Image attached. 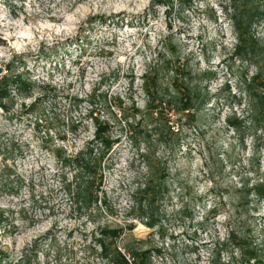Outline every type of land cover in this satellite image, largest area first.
Listing matches in <instances>:
<instances>
[{"label":"rangeland","instance_id":"rangeland-1","mask_svg":"<svg viewBox=\"0 0 264 264\" xmlns=\"http://www.w3.org/2000/svg\"><path fill=\"white\" fill-rule=\"evenodd\" d=\"M0 66V264L264 261V0H0ZM98 130L90 196L59 154Z\"/></svg>","mask_w":264,"mask_h":264},{"label":"trees","instance_id":"trees-1","mask_svg":"<svg viewBox=\"0 0 264 264\" xmlns=\"http://www.w3.org/2000/svg\"><path fill=\"white\" fill-rule=\"evenodd\" d=\"M238 14L241 15L240 11H238ZM238 14L234 16V24L236 25V27L239 29V39L240 41H242L243 38V32L241 31V26H240V20L238 17ZM253 19H255V16L253 17ZM241 45H238V49L241 48ZM255 79H261L260 75H256ZM179 80L176 79L174 82L176 84V87L179 86ZM264 81V80H263ZM180 90L182 91L183 94V98L181 99V101L179 102V107H176L177 110H179L180 112L186 114L187 116H192L191 113V108H192V97L191 94L188 91L187 87H180ZM149 92V91H148ZM264 96V95H263ZM4 97V96H2ZM262 98V97H261ZM150 100L153 103H157L159 109L156 110V114L158 115H162L163 118L165 119L166 124H169V120L168 117H166L165 115V106L171 107L172 103H164L161 102L159 100V98L157 97V95L151 93L150 94ZM261 102V103H260ZM257 105H254V107H258L263 109L264 108V97L263 100H259V102L256 103ZM165 105V106H164ZM257 108V109H258ZM256 109V108H255ZM260 110V109H259ZM234 118H236V121L239 122L237 124L242 125L243 120L239 117H237L236 115H234ZM95 141L97 142H101L100 145V149L95 150V148H93L91 145L93 143H91L90 145H88L84 150H82L81 152H79V154L77 155H70V156H66L65 155V150L61 149L59 157L60 159H63L65 162L68 163H75L76 166L81 167V169L79 171H77L75 173V177L74 180H76V187L77 190H83V192L85 194H88L90 196H93L95 192H97L98 190H101V180H102V175L100 174L99 170L100 168V163L98 162L102 157H104L112 148V145L114 143L112 137H109L108 135H106V133L103 132V130H98L95 136ZM94 141V142H95ZM61 153L63 155H61ZM65 176V175H63ZM255 192L256 194H259L261 197H264V174L261 178V181L259 183H257L255 186H253L251 189L248 190V192ZM103 202L105 205H107L108 211L111 215L115 214V210L113 208V206L111 204H109V201L107 199V197L105 196V192H103ZM88 202H92V201H88ZM76 212H74L73 210H71V213L75 214V215H82L83 214V210L81 207H76ZM107 226V225H106ZM130 226V225H127ZM104 232L106 233V230H104ZM112 233L114 234V238H118L121 231L120 229H114L112 230ZM111 234V235H113ZM235 239V243H237V245H239L238 243H240V241L238 240V237L236 236V233L234 231H231L229 233V238L227 239V243L229 245H231V240ZM101 241V240H100ZM257 245H251V249L249 251H247L246 255V259H244V264H264V261H261V253L258 252V249L256 247ZM104 252H106V250H104ZM117 256L120 260H122L121 264H144L143 261L141 259H143L144 257H146V254H149V252L145 250V252L143 253H136L133 251V255L130 254V257L134 260V262H130L126 256L121 253L120 251H117ZM234 260V258H231V261ZM231 261L228 262V264H231ZM115 261H112V263H114ZM115 264V263H114Z\"/></svg>","mask_w":264,"mask_h":264},{"label":"water","instance_id":"water-1","mask_svg":"<svg viewBox=\"0 0 264 264\" xmlns=\"http://www.w3.org/2000/svg\"><path fill=\"white\" fill-rule=\"evenodd\" d=\"M3 73H4V67L0 66V79L2 78Z\"/></svg>","mask_w":264,"mask_h":264},{"label":"bare ground","instance_id":"bare-ground-1","mask_svg":"<svg viewBox=\"0 0 264 264\" xmlns=\"http://www.w3.org/2000/svg\"><path fill=\"white\" fill-rule=\"evenodd\" d=\"M122 4H125V2H120V3H117V5L116 4H114L113 6H111L112 8L113 7H115V6H120V5H122ZM110 8V7H109ZM117 8V7H116ZM117 209V208H116ZM115 210V209H114Z\"/></svg>","mask_w":264,"mask_h":264}]
</instances>
